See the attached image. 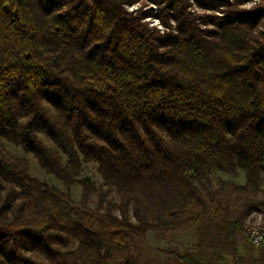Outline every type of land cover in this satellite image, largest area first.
I'll list each match as a JSON object with an SVG mask.
<instances>
[{"label": "trees", "instance_id": "16d2710c", "mask_svg": "<svg viewBox=\"0 0 264 264\" xmlns=\"http://www.w3.org/2000/svg\"><path fill=\"white\" fill-rule=\"evenodd\" d=\"M251 1L0 0V264H143L149 233L188 231L197 244L167 264H264L238 255L264 212V0L241 10ZM238 170L244 184L211 179Z\"/></svg>", "mask_w": 264, "mask_h": 264}, {"label": "rangeland", "instance_id": "374dc122", "mask_svg": "<svg viewBox=\"0 0 264 264\" xmlns=\"http://www.w3.org/2000/svg\"><path fill=\"white\" fill-rule=\"evenodd\" d=\"M260 2L258 0H253L248 4L241 6V10L251 11ZM138 6L129 7V11L137 10ZM156 10V8L154 7ZM193 12L210 16V17H221L222 14L219 12L212 11H202L200 8L193 4ZM150 26H154L161 31H164L161 23L155 18L146 19ZM210 28V27H209ZM6 149L8 152L16 157L27 159L30 163V173L33 177L39 179L40 181L46 182L50 186L58 187L64 189L61 183L54 177L46 174L38 165L36 159L31 154L25 153L21 148H17L9 143H6ZM83 177L90 178L97 184L102 182L101 177L97 172V166L94 164L85 165ZM211 179L214 183L219 180L233 181L238 184H244L245 174L242 170H238L236 175H230L228 173L213 171L211 173ZM262 186H264V173L262 175ZM82 188L80 185H75L72 188V195L76 202L81 199ZM96 198L93 197L92 202H95ZM247 223H262L264 224V212L253 213L244 224ZM243 239L240 242L238 248V255L245 258L253 257L258 258L262 251L253 248L252 245L242 236ZM197 233L195 231L180 232V233H170V234H159V233H149L147 236L146 243L143 247L142 262L143 264H167L169 262V253L179 252L184 253L185 251L192 249L197 244Z\"/></svg>", "mask_w": 264, "mask_h": 264}, {"label": "built area", "instance_id": "2783aa9c", "mask_svg": "<svg viewBox=\"0 0 264 264\" xmlns=\"http://www.w3.org/2000/svg\"><path fill=\"white\" fill-rule=\"evenodd\" d=\"M242 234L253 247L264 251V224L247 223L242 228Z\"/></svg>", "mask_w": 264, "mask_h": 264}]
</instances>
